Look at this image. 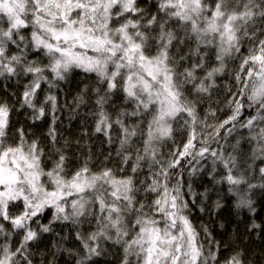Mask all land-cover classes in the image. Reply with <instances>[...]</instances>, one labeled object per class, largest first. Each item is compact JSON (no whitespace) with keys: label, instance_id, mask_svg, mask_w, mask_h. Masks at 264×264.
I'll list each match as a JSON object with an SVG mask.
<instances>
[{"label":"snow or ice","instance_id":"obj_1","mask_svg":"<svg viewBox=\"0 0 264 264\" xmlns=\"http://www.w3.org/2000/svg\"><path fill=\"white\" fill-rule=\"evenodd\" d=\"M250 241L264 0H0V264H255Z\"/></svg>","mask_w":264,"mask_h":264},{"label":"trees","instance_id":"obj_2","mask_svg":"<svg viewBox=\"0 0 264 264\" xmlns=\"http://www.w3.org/2000/svg\"><path fill=\"white\" fill-rule=\"evenodd\" d=\"M72 87L75 88V84H73ZM77 128L78 125L76 121H73L72 128L66 131L65 134L67 135L68 132L75 134L77 132ZM211 219L213 221L212 227L214 228L215 233L221 232V229L219 227V221H223L225 223L227 232L223 236V239L227 241L232 228L235 226L234 218L231 216L229 210L225 208L221 211V213L218 214L217 217H212ZM193 220L197 224H199L200 222L208 223L210 217L207 214L202 215L201 213H199V211L194 210ZM217 238L220 239L221 237L218 235ZM248 249H249V255L254 259L255 264H264V259H262V254H264V244L260 242L250 241L248 244Z\"/></svg>","mask_w":264,"mask_h":264}]
</instances>
